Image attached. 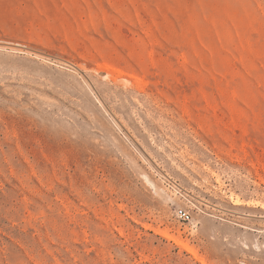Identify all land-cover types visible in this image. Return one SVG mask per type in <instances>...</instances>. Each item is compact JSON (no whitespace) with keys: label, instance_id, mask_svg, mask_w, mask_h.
<instances>
[{"label":"rangeland","instance_id":"obj_1","mask_svg":"<svg viewBox=\"0 0 264 264\" xmlns=\"http://www.w3.org/2000/svg\"><path fill=\"white\" fill-rule=\"evenodd\" d=\"M159 230L264 264V0H0V264H202Z\"/></svg>","mask_w":264,"mask_h":264},{"label":"bare ground","instance_id":"obj_2","mask_svg":"<svg viewBox=\"0 0 264 264\" xmlns=\"http://www.w3.org/2000/svg\"><path fill=\"white\" fill-rule=\"evenodd\" d=\"M107 67H105L104 66V69H106ZM106 71H108L107 69H106ZM147 183L148 184H150L151 185V187H153V189H154V185L149 181V180H147ZM161 230H159V232H160ZM163 231V230H162ZM161 231V233H159V235L161 234L163 237H165L166 239H168V240H171V241H173V243H175L176 245H178V246H180L181 248H183L184 250H186L189 254H191L194 258H196V259H198L202 264H205V260H203L202 258V260H200L199 259V254H197V252L196 251H194V248H191V247H189V245L186 243L185 244V242L183 243L182 241H180V238L178 239V237L176 238V236H175V238L173 237V235H169L168 234V232L167 231H164V232H162ZM167 232V233H166Z\"/></svg>","mask_w":264,"mask_h":264},{"label":"built area","instance_id":"obj_3","mask_svg":"<svg viewBox=\"0 0 264 264\" xmlns=\"http://www.w3.org/2000/svg\"><path fill=\"white\" fill-rule=\"evenodd\" d=\"M174 217L177 221L184 223V224L190 223L192 219L190 212L184 207H177L174 210Z\"/></svg>","mask_w":264,"mask_h":264}]
</instances>
